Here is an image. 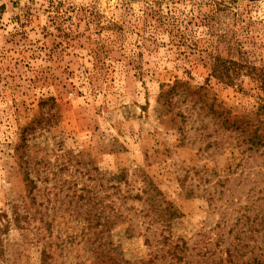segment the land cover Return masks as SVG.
<instances>
[{"label":"rangeland","instance_id":"374dc122","mask_svg":"<svg viewBox=\"0 0 264 264\" xmlns=\"http://www.w3.org/2000/svg\"><path fill=\"white\" fill-rule=\"evenodd\" d=\"M248 66L264 0H0V264L264 258V149L210 109L264 102Z\"/></svg>","mask_w":264,"mask_h":264},{"label":"trees","instance_id":"16d2710c","mask_svg":"<svg viewBox=\"0 0 264 264\" xmlns=\"http://www.w3.org/2000/svg\"><path fill=\"white\" fill-rule=\"evenodd\" d=\"M258 1V0H249ZM211 53V52H210ZM211 58V69L210 76L218 81H222L225 78L231 79L233 76H238L242 72V68L236 67L235 61L232 59H223L216 54H212ZM229 63V64H228ZM248 74H252L255 79L259 82V88L264 96V69L254 66H248ZM264 101V100H262ZM210 109L213 111L214 116L217 117L219 125L227 130L238 131L242 135L243 140L248 143L249 148L264 149V102H261L256 110L242 113V114H232L230 109L225 108L221 104L214 105L210 104ZM255 225H261L264 220V213H255L252 217ZM4 229L0 225V234ZM255 231L258 232L259 228L255 226ZM264 235V234H263ZM170 245L171 248H170ZM179 243L169 244V249L166 253H161L159 255H149L145 260L139 262H129V261H116L113 258H109V264H165V259L170 256L171 259L168 260V264H176L177 259H181L183 255L177 254V250H182ZM264 253V245L261 247ZM0 251H1V238H0ZM244 254L235 253L233 254L230 250L226 251L225 258L217 257L210 259V262L205 261V264H264V258H261V253L258 255H253L250 258H243ZM174 259V262L172 261ZM187 264H201L200 262H188Z\"/></svg>","mask_w":264,"mask_h":264}]
</instances>
